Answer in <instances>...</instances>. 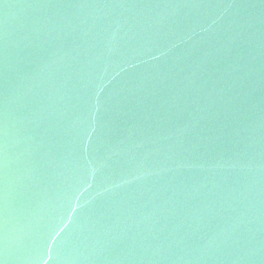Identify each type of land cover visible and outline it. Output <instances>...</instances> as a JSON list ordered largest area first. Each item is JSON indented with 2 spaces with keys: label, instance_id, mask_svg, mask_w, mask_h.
<instances>
[{
  "label": "water",
  "instance_id": "95a60500",
  "mask_svg": "<svg viewBox=\"0 0 264 264\" xmlns=\"http://www.w3.org/2000/svg\"><path fill=\"white\" fill-rule=\"evenodd\" d=\"M0 264H264V0H0Z\"/></svg>",
  "mask_w": 264,
  "mask_h": 264
}]
</instances>
